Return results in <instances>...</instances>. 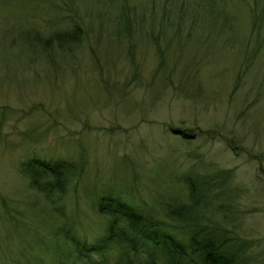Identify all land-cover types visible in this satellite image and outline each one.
<instances>
[{
	"label": "rangeland",
	"instance_id": "374dc122",
	"mask_svg": "<svg viewBox=\"0 0 264 264\" xmlns=\"http://www.w3.org/2000/svg\"><path fill=\"white\" fill-rule=\"evenodd\" d=\"M250 4L0 0V264L81 263L53 232H100L95 189L126 184L139 204L172 205L177 175L200 159L231 168L238 189L228 212L207 217L264 258V22L252 25ZM67 21L80 39L49 51L19 28L46 36ZM178 128L194 134L186 141ZM32 155L82 164L55 203L62 218L19 172Z\"/></svg>",
	"mask_w": 264,
	"mask_h": 264
},
{
	"label": "trees",
	"instance_id": "16d2710c",
	"mask_svg": "<svg viewBox=\"0 0 264 264\" xmlns=\"http://www.w3.org/2000/svg\"><path fill=\"white\" fill-rule=\"evenodd\" d=\"M249 11L254 27L264 22V0H251ZM35 26L19 28L28 43L44 51H49L52 45L62 48L64 43L80 39L81 27L77 22L58 25L46 36L35 30ZM161 63L160 59L156 70ZM155 75L154 72L151 78ZM176 130L186 141L190 140L187 136L194 134L187 128ZM200 160L199 166L203 169L193 163L177 175L183 195L174 204L169 205L160 197H156L157 203L152 205L145 201L139 204L131 187L114 183L93 191V210L102 223L98 234L88 239L80 229L76 231L69 225L59 226L54 235H62L69 252L82 260L79 264H264V258L248 239L207 217L206 212L211 208L218 213L228 212L238 189L232 183L231 168L203 166ZM19 172L56 217L62 218L61 206L55 203L64 197L69 187L77 185L83 167L79 160L71 157L32 155L20 161ZM0 207L4 208L3 203ZM6 211L3 209L2 214L7 216ZM113 252L116 258L110 262L108 259ZM59 264H64V260L60 259Z\"/></svg>",
	"mask_w": 264,
	"mask_h": 264
}]
</instances>
